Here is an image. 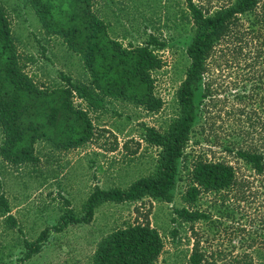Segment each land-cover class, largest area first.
<instances>
[{
	"label": "rangeland",
	"instance_id": "374dc122",
	"mask_svg": "<svg viewBox=\"0 0 264 264\" xmlns=\"http://www.w3.org/2000/svg\"><path fill=\"white\" fill-rule=\"evenodd\" d=\"M193 1L211 13L232 0ZM91 3L93 12L106 23L110 37L124 47L149 44L152 36L159 42L149 45L163 60L162 68L153 74L154 91L162 98L163 106L158 111H149L132 100L106 96L100 107H92L75 94L73 102L86 110L92 120V137L68 148L40 137L34 142L33 158L22 162L4 157L6 134L0 122V198L5 202H0V264H93L102 238L117 228L136 223L150 224L159 230L164 248L158 264H192L190 255L195 237L189 223L179 218L173 221L178 217L177 208L186 205L184 191L189 181L185 177L178 180L170 200L145 196L104 201L97 206L92 221H70L57 229L62 217L83 214L86 200L96 187L124 190L153 173L160 148L148 142L146 129L163 133L177 116V92L190 64L187 49L194 24L189 0H91ZM0 7L8 15L18 65L39 88L52 91L63 87L66 84L63 75L90 86L91 73L83 59L60 35L43 27L28 0H0ZM224 46L221 43L216 47L221 50L211 56V69L203 79L204 83H211L214 97L209 100L202 86L198 91V114L186 152L189 159L199 156L225 160L241 171L240 162L224 146L230 140L243 138V115L236 113L234 94L238 92L237 86L255 81L243 79L251 76L245 74L248 72L245 64L251 60L256 46L252 41L244 48L249 55L240 53L227 65L228 57L221 55ZM257 106L254 101V108ZM258 141L256 136L254 142ZM196 228L203 229L204 224H196ZM44 230L46 240L41 248L27 257L28 243L35 242ZM201 245L210 247L205 238ZM213 249L229 257L230 252L234 256L247 247L242 245L241 236L231 241L221 236ZM247 250L252 252V248ZM254 260L259 264V258Z\"/></svg>",
	"mask_w": 264,
	"mask_h": 264
},
{
	"label": "trees",
	"instance_id": "16d2710c",
	"mask_svg": "<svg viewBox=\"0 0 264 264\" xmlns=\"http://www.w3.org/2000/svg\"><path fill=\"white\" fill-rule=\"evenodd\" d=\"M28 1L43 27L60 35L80 55L91 80L88 86L63 75L66 80L63 87L52 91L39 88L18 65L8 15L0 7V122L6 134L2 147L6 159L13 162L32 159L34 142L40 137L66 148L91 138L92 120L86 110L73 102L75 94L92 107H100L106 96H112L132 100L149 111L162 108L163 100L154 91L153 74L162 68L163 60L149 45L159 43L153 36L149 44L126 48L110 37L106 23L93 12L91 0ZM188 5L194 33L187 49L190 64L177 92V116L163 133L146 129L148 142L160 148L155 170L124 190L96 187L86 200L83 214L62 217L57 229L70 221H92L97 206L104 201L145 196L170 200L178 180L185 177L189 181L184 191L186 205L177 208L178 217L173 221L179 218L188 222L195 237L190 262L256 264L257 257L259 264H264V0H232L211 13L193 0ZM252 41L256 46L254 54L245 64L248 67L245 74L251 76L243 80L255 81L237 86L238 92L234 94L236 113L243 115V138L230 140L224 146L244 171L225 160L199 156L189 159L186 149L197 119L198 91L202 86L209 100L214 97L211 83L203 82L212 66L211 56L221 50L216 47L222 43L225 51L221 55L228 57L227 65L240 53L249 55L244 48ZM256 136L258 142H254ZM0 202L5 203L3 198ZM196 224H204V228H196ZM46 232L28 243L27 257L41 248ZM221 236L230 241L241 236L242 245L252 248V252L245 249L234 256L230 252L228 257L221 250H214V243ZM203 238L210 247L201 245ZM163 248L157 228L150 224H129L102 238L93 264H158ZM239 256L244 258L239 260Z\"/></svg>",
	"mask_w": 264,
	"mask_h": 264
}]
</instances>
